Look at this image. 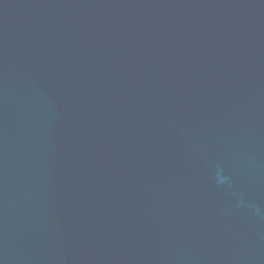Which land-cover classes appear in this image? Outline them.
Instances as JSON below:
<instances>
[{
	"label": "water",
	"instance_id": "1",
	"mask_svg": "<svg viewBox=\"0 0 264 264\" xmlns=\"http://www.w3.org/2000/svg\"><path fill=\"white\" fill-rule=\"evenodd\" d=\"M0 264H264V0H0Z\"/></svg>",
	"mask_w": 264,
	"mask_h": 264
}]
</instances>
